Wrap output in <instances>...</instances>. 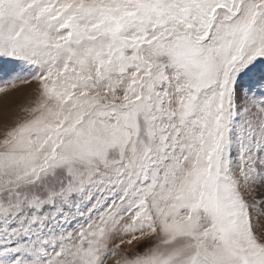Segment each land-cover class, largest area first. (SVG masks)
Wrapping results in <instances>:
<instances>
[{"label": "snow or ice", "instance_id": "1", "mask_svg": "<svg viewBox=\"0 0 264 264\" xmlns=\"http://www.w3.org/2000/svg\"><path fill=\"white\" fill-rule=\"evenodd\" d=\"M0 264H264V0H0Z\"/></svg>", "mask_w": 264, "mask_h": 264}, {"label": "rangeland", "instance_id": "2", "mask_svg": "<svg viewBox=\"0 0 264 264\" xmlns=\"http://www.w3.org/2000/svg\"><path fill=\"white\" fill-rule=\"evenodd\" d=\"M17 90H23V93L17 96L15 102L11 105L10 111H15L19 105H22L25 103L27 99V94L31 91V89L27 86L19 87ZM17 90H13L12 92H16ZM11 92V93H12ZM5 96L0 94V113H3L5 110V105H10L4 100Z\"/></svg>", "mask_w": 264, "mask_h": 264}, {"label": "bare ground", "instance_id": "3", "mask_svg": "<svg viewBox=\"0 0 264 264\" xmlns=\"http://www.w3.org/2000/svg\"><path fill=\"white\" fill-rule=\"evenodd\" d=\"M21 93H23V90H17L16 92H12L10 93L8 96H6L4 98L5 102H7L8 104L12 105L13 102H15L16 98L18 95H20Z\"/></svg>", "mask_w": 264, "mask_h": 264}]
</instances>
